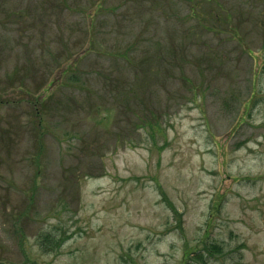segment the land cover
<instances>
[{"label": "rangeland", "instance_id": "rangeland-1", "mask_svg": "<svg viewBox=\"0 0 264 264\" xmlns=\"http://www.w3.org/2000/svg\"><path fill=\"white\" fill-rule=\"evenodd\" d=\"M264 264V0H0V264Z\"/></svg>", "mask_w": 264, "mask_h": 264}, {"label": "trees", "instance_id": "trees-1", "mask_svg": "<svg viewBox=\"0 0 264 264\" xmlns=\"http://www.w3.org/2000/svg\"><path fill=\"white\" fill-rule=\"evenodd\" d=\"M223 253V246L220 243L216 241L205 242L202 249H192V251L186 252L183 264H201L206 258L216 257Z\"/></svg>", "mask_w": 264, "mask_h": 264}]
</instances>
